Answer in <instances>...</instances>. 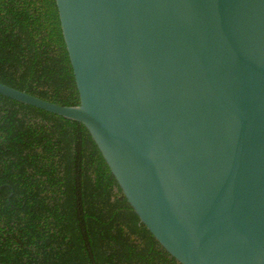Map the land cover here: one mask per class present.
Segmentation results:
<instances>
[{
    "label": "water",
    "instance_id": "95a60500",
    "mask_svg": "<svg viewBox=\"0 0 264 264\" xmlns=\"http://www.w3.org/2000/svg\"><path fill=\"white\" fill-rule=\"evenodd\" d=\"M84 125L182 264H264V0H55Z\"/></svg>",
    "mask_w": 264,
    "mask_h": 264
},
{
    "label": "trees",
    "instance_id": "16d2710c",
    "mask_svg": "<svg viewBox=\"0 0 264 264\" xmlns=\"http://www.w3.org/2000/svg\"><path fill=\"white\" fill-rule=\"evenodd\" d=\"M0 81L76 104L55 0H0ZM0 264H182L127 201L88 129L0 93Z\"/></svg>",
    "mask_w": 264,
    "mask_h": 264
}]
</instances>
